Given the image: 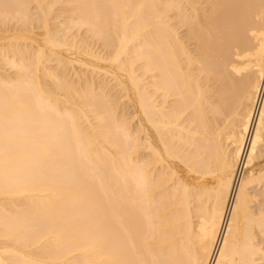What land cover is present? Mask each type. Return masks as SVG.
Here are the masks:
<instances>
[{"label":"bare ground","instance_id":"obj_1","mask_svg":"<svg viewBox=\"0 0 264 264\" xmlns=\"http://www.w3.org/2000/svg\"><path fill=\"white\" fill-rule=\"evenodd\" d=\"M0 264H264V0H0Z\"/></svg>","mask_w":264,"mask_h":264},{"label":"rangeland","instance_id":"obj_2","mask_svg":"<svg viewBox=\"0 0 264 264\" xmlns=\"http://www.w3.org/2000/svg\"><path fill=\"white\" fill-rule=\"evenodd\" d=\"M172 14V13H171Z\"/></svg>","mask_w":264,"mask_h":264}]
</instances>
